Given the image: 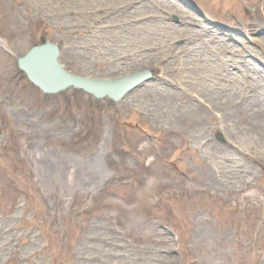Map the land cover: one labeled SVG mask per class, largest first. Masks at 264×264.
Masks as SVG:
<instances>
[{
  "label": "rangeland",
  "instance_id": "1",
  "mask_svg": "<svg viewBox=\"0 0 264 264\" xmlns=\"http://www.w3.org/2000/svg\"><path fill=\"white\" fill-rule=\"evenodd\" d=\"M171 1L0 0V264H264V0ZM153 13L166 20H149ZM166 21L188 29L162 44L170 54L114 68L111 37L142 36L138 26ZM43 41L60 45L75 74L151 77L118 102L73 89L45 94L17 65ZM132 44L122 54L141 46ZM196 54L203 67L193 73L183 61ZM225 62L240 81L260 85L259 100L216 95L186 78L221 73ZM9 107L74 131L42 136ZM106 130L111 177L101 189L42 180L41 136L45 148L89 157Z\"/></svg>",
  "mask_w": 264,
  "mask_h": 264
},
{
  "label": "bare ground",
  "instance_id": "2",
  "mask_svg": "<svg viewBox=\"0 0 264 264\" xmlns=\"http://www.w3.org/2000/svg\"><path fill=\"white\" fill-rule=\"evenodd\" d=\"M169 2L172 1L169 0ZM159 7L164 12L174 11L173 8H170L165 4L159 5ZM165 16L160 15V13H153L147 18H151L152 20H166ZM140 22L141 25L145 24L143 23L142 19ZM125 27L126 26H124L123 28ZM136 29L141 30V33L143 35L134 36L129 33V35H126L124 38H120V36H113L110 38V41L108 42V46H106V48H108L107 50L110 53L109 60L114 68L128 71L145 63L152 64L156 61L157 57L160 54H163L165 52L167 54L171 53L170 51L172 49V46L170 44L162 45L164 44V42H167V39L169 37H171L172 35L180 34L185 36L188 34V29L186 27L175 26L167 21L164 23L162 22L160 24H156L154 28L144 29L138 26ZM130 39L132 41H130ZM123 40H125L126 44L128 45H126L125 43L122 44ZM188 41L190 40L188 39ZM132 43H136V45L141 44L139 48L133 49L137 50V52L126 53V55L123 52L122 54V51H124L126 47H131V45H133ZM181 49L184 50V48ZM198 56L201 55L196 54L194 57H187V60L183 61L186 66L189 64L194 65V70H192L193 73H195V71L197 72L198 70H200V68L203 67L201 64L202 62L198 64L195 62V59ZM224 64V70L228 71L226 73H224V70L223 72L219 73L218 69H209L207 67L208 71L204 72L203 75L199 77L191 76L188 74V72L186 78L189 79L190 84H197L196 80L202 81L203 87L208 91L210 90L216 95L239 91V93H241L245 99L249 98L248 100H250V103H254L258 99L257 93L261 90L260 85L257 82H255L256 84L253 82L245 84L247 82L240 81V77L235 75L234 72H230L228 69V66H234L238 68L234 62L227 64V66L226 62ZM204 65L207 66L206 63H204ZM165 80L171 86L178 85V83L172 79ZM244 89L246 91H244ZM37 115L40 114L37 113ZM41 127L44 128V130H48L47 126L42 125ZM109 140L110 135L106 130L102 141L100 142L98 147H96V150L90 153L92 156L89 155V157H79L72 153L64 154L59 150H44L40 147L36 152V161L41 164V168L39 170L42 175V180L44 182L55 183L57 179L61 183V185L68 186L71 189V192H73L75 188H81L86 191L96 192L97 190L101 189L108 178L111 177V172L108 170L106 163L107 161L105 159V155L108 153ZM224 177L226 178V175H224ZM94 253L100 261L102 259L100 256L104 254V249L98 248Z\"/></svg>",
  "mask_w": 264,
  "mask_h": 264
},
{
  "label": "water",
  "instance_id": "3",
  "mask_svg": "<svg viewBox=\"0 0 264 264\" xmlns=\"http://www.w3.org/2000/svg\"><path fill=\"white\" fill-rule=\"evenodd\" d=\"M61 48L58 44L46 41L32 46L18 57V67L27 78L47 94L62 92L68 88L82 90L97 98L108 96L119 101L126 94L150 78L148 70L138 71L117 79L93 78L74 74L60 61ZM219 139H223L221 135Z\"/></svg>",
  "mask_w": 264,
  "mask_h": 264
}]
</instances>
